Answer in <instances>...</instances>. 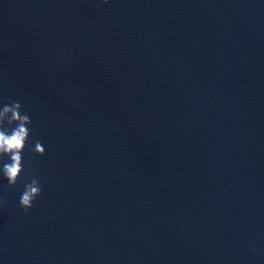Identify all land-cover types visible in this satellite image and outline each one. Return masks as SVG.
I'll list each match as a JSON object with an SVG mask.
<instances>
[{"label": "water", "instance_id": "1", "mask_svg": "<svg viewBox=\"0 0 264 264\" xmlns=\"http://www.w3.org/2000/svg\"><path fill=\"white\" fill-rule=\"evenodd\" d=\"M10 101L0 264H264V0H0Z\"/></svg>", "mask_w": 264, "mask_h": 264}, {"label": "clouds", "instance_id": "2", "mask_svg": "<svg viewBox=\"0 0 264 264\" xmlns=\"http://www.w3.org/2000/svg\"><path fill=\"white\" fill-rule=\"evenodd\" d=\"M31 123L19 102L10 101L0 108V177L7 179L9 187H14L24 172L22 153L31 135L28 127ZM33 151L40 156L45 154V148L39 141L35 143ZM5 156L10 162H3ZM42 191L40 181L36 178L24 185L19 203L25 213L34 206V201L42 195Z\"/></svg>", "mask_w": 264, "mask_h": 264}]
</instances>
